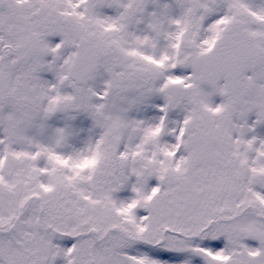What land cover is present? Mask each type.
<instances>
[{
  "label": "snow or ice",
  "instance_id": "obj_1",
  "mask_svg": "<svg viewBox=\"0 0 264 264\" xmlns=\"http://www.w3.org/2000/svg\"><path fill=\"white\" fill-rule=\"evenodd\" d=\"M0 264H264V0H0Z\"/></svg>",
  "mask_w": 264,
  "mask_h": 264
}]
</instances>
